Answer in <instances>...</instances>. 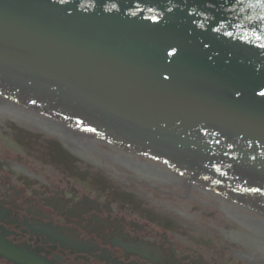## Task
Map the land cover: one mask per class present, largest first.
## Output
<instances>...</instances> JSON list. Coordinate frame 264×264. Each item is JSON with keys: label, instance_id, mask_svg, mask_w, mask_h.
<instances>
[{"label": "water", "instance_id": "obj_1", "mask_svg": "<svg viewBox=\"0 0 264 264\" xmlns=\"http://www.w3.org/2000/svg\"><path fill=\"white\" fill-rule=\"evenodd\" d=\"M235 2L0 0V74L21 79L37 99L62 83L87 92L85 107L119 117L96 114V122L143 136L158 155L199 173L201 163L224 158L225 142L264 147V37L253 44L247 27L219 19ZM219 4L218 18L208 14ZM151 11L166 15L163 22L143 19ZM160 113L169 121L154 133ZM205 133H217L221 147L207 145ZM248 173L264 180V172Z\"/></svg>", "mask_w": 264, "mask_h": 264}, {"label": "flooded vegetation", "instance_id": "obj_2", "mask_svg": "<svg viewBox=\"0 0 264 264\" xmlns=\"http://www.w3.org/2000/svg\"><path fill=\"white\" fill-rule=\"evenodd\" d=\"M143 170L2 114L0 264H264L257 219Z\"/></svg>", "mask_w": 264, "mask_h": 264}, {"label": "bare ground", "instance_id": "obj_3", "mask_svg": "<svg viewBox=\"0 0 264 264\" xmlns=\"http://www.w3.org/2000/svg\"><path fill=\"white\" fill-rule=\"evenodd\" d=\"M9 108H11V107H9ZM8 108V109H9ZM0 114H2V113H0ZM8 119H7V121H10V122H12V123H15V124H19V123H21V121H20V119H22V116L21 115H19L18 113H15V112H13V111H9L8 112ZM26 116H28V115H26ZM1 117H2V115H1ZM32 120V121H35L36 119H34V118H29V117H27V120ZM3 121V120H2ZM41 121V120H40ZM40 125H42L43 127H46V126H50V128H53L54 129V133H55V135H57V136H59L60 134H61V132H62V130L60 129V128H58V127H56V126H54V125H50V123H48V122H44V121H41V124ZM26 130V129H25ZM63 133V132H62ZM60 137V136H59ZM60 138H62V137H60ZM62 139H64V138H62ZM67 142H69L70 144L72 143V142H74L73 140H69V141H67ZM103 155V157H106L107 156V154L106 153H103L102 154ZM150 170L151 169H147V170H143L142 172H144V173H149L150 172ZM258 225H262L263 227H264V222L263 221H260V220H257V226ZM254 233L255 234H257V235H259V236H262L261 237V239H264V228L263 229H261V230H254Z\"/></svg>", "mask_w": 264, "mask_h": 264}, {"label": "snow or ice", "instance_id": "obj_4", "mask_svg": "<svg viewBox=\"0 0 264 264\" xmlns=\"http://www.w3.org/2000/svg\"><path fill=\"white\" fill-rule=\"evenodd\" d=\"M261 95H264V93H261Z\"/></svg>", "mask_w": 264, "mask_h": 264}]
</instances>
